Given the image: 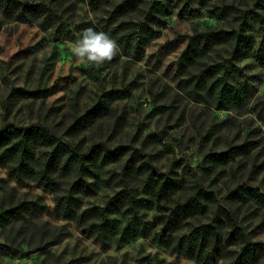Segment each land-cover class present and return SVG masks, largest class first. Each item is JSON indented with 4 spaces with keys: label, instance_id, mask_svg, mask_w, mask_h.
<instances>
[{
    "label": "rangeland",
    "instance_id": "374dc122",
    "mask_svg": "<svg viewBox=\"0 0 264 264\" xmlns=\"http://www.w3.org/2000/svg\"><path fill=\"white\" fill-rule=\"evenodd\" d=\"M22 1L54 2L62 18L43 25L39 17L20 20L0 6V127L40 122L57 138L85 150L100 144L128 146V153L82 176L84 187L77 192L80 207L72 218L56 212L55 192L30 177L17 179L0 164V210L20 201L36 204L25 218L0 226V243L5 244L0 246V264H224L229 261L224 253L235 248L232 245L220 244L201 263L173 252L161 238L175 201L192 195L199 185L212 191L217 203L185 222H207L220 206L236 216L250 239L264 242V204L227 197L230 188L243 184L264 193V65L255 51L232 59L230 81L246 91V97L218 109L209 96L198 99L181 87L187 81L178 64L194 26L236 27L238 12L218 19L208 11L211 3L177 0L141 60L119 48L110 62L98 67L77 59L70 45L89 27L105 32L100 21L109 5L95 7L89 0ZM148 1L143 0L141 11L130 17L142 19ZM185 2L197 11L184 10ZM212 2L249 11L248 33L258 49L264 41V0ZM229 50L218 45L203 60L214 63L229 58ZM18 88L46 93L24 96ZM105 93L112 97L109 112L87 128L73 129V122ZM231 147L235 148L232 162L215 171L205 169L207 153ZM132 151L137 165L148 161L176 179L179 188L157 199L138 175L129 179L134 190L130 198L122 191L123 166ZM75 178L63 177L59 193L65 194ZM118 192L121 199H113ZM111 200L103 220L100 212ZM185 222L181 233L190 226Z\"/></svg>",
    "mask_w": 264,
    "mask_h": 264
},
{
    "label": "trees",
    "instance_id": "16d2710c",
    "mask_svg": "<svg viewBox=\"0 0 264 264\" xmlns=\"http://www.w3.org/2000/svg\"><path fill=\"white\" fill-rule=\"evenodd\" d=\"M91 5L98 7L101 3L109 5L106 17H102L100 24L105 32L116 41L121 52L135 60H141L147 43L160 35L161 27L166 24L177 0H149L143 10V18L134 20L130 16L141 11L143 0H89ZM213 0H201L211 3L208 10L218 19H224L237 13L239 25L224 28L206 26L193 27L188 36V43L182 51L178 64L179 72L186 76L187 84L181 85L196 98L209 96L218 109H227L234 103L242 102L246 91L230 81L233 76L232 59H239L255 51L257 60L264 65V41L255 49L253 40L248 33L250 27L249 11L241 10L234 5L219 4ZM1 9L17 19L26 20L30 15L41 18L43 25H52L61 19L54 2H24L22 0H0ZM184 10L191 14L197 11L185 2ZM218 45L230 48V57L221 61L207 63L203 60ZM195 71V72H194ZM189 88V89H188ZM24 96H38L46 92H29L18 88ZM200 99V98H198ZM112 97L108 94L93 104L71 127L80 131L96 122L110 110ZM235 148L205 155L204 165L208 171H215L216 167L226 166L234 160ZM128 153V146L110 148L109 146L94 144L85 150L80 144L65 142L57 138L48 126L43 123H33L26 126L15 124L0 127V164L6 166L17 179L30 177L38 185L55 192V210L65 218L75 217L80 207L77 192L83 189L82 176L95 173L97 165L122 160ZM123 179L126 184L123 192L132 198L133 189L129 179L138 175L143 176V184L150 188L157 199L166 193L179 188L176 179L159 171L148 161L137 165L136 152L132 151L123 166ZM76 177L65 194H60L63 177ZM122 192H118L113 199H121ZM231 201L250 202L260 201L264 204V193L259 188L243 184L229 189L227 195ZM133 199V198H132ZM112 203L101 210L105 217V210ZM210 203H217V197L203 186H197L195 192L184 200L175 201L172 209L164 220L161 238L173 252L185 254L198 262L204 263L209 255L224 243L235 248H227L224 258L229 261L224 264H264V242L250 239L238 223L236 216L225 208L218 206L209 221L198 224L185 222L198 213H205ZM36 204L32 201H20L0 210V226H6L13 220L25 218L33 213ZM43 207V206H41ZM189 224L188 230L181 233L180 229ZM0 246L5 244L0 243Z\"/></svg>",
    "mask_w": 264,
    "mask_h": 264
},
{
    "label": "clouds",
    "instance_id": "9594fccd",
    "mask_svg": "<svg viewBox=\"0 0 264 264\" xmlns=\"http://www.w3.org/2000/svg\"><path fill=\"white\" fill-rule=\"evenodd\" d=\"M70 47L77 59L86 60L98 67L110 62L119 52L114 39L93 27L85 29L81 38L71 43Z\"/></svg>",
    "mask_w": 264,
    "mask_h": 264
}]
</instances>
